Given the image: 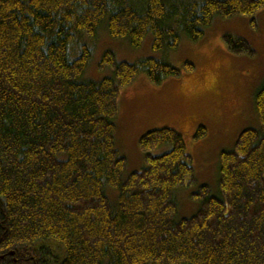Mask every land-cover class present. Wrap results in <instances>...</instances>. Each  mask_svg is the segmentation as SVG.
Segmentation results:
<instances>
[{
    "label": "trees",
    "instance_id": "16d2710c",
    "mask_svg": "<svg viewBox=\"0 0 264 264\" xmlns=\"http://www.w3.org/2000/svg\"><path fill=\"white\" fill-rule=\"evenodd\" d=\"M262 10L264 0H0V264H264V86L260 128L221 154L219 193L201 185L197 212L181 219L176 193L197 183L183 135L142 136L145 167L127 177L116 145L122 90L181 69L107 51L98 67L111 75L87 77L102 31L137 49L152 36L167 56L217 18ZM224 40L255 55L244 38Z\"/></svg>",
    "mask_w": 264,
    "mask_h": 264
},
{
    "label": "rangeland",
    "instance_id": "374dc122",
    "mask_svg": "<svg viewBox=\"0 0 264 264\" xmlns=\"http://www.w3.org/2000/svg\"><path fill=\"white\" fill-rule=\"evenodd\" d=\"M101 33L93 45L94 56L87 71L89 79L101 80L111 75L109 69L98 67L107 51H112L119 61L132 64L150 57L167 58L182 71L160 85L152 84L142 74L122 90L116 145L127 159V177L145 167L139 146L142 136L163 128L182 134L197 183L179 189L176 198L180 205L179 218H189L199 208L193 194L201 185L210 186L214 194L219 193L221 154L234 147L242 132L260 128L255 95L264 86V10L254 18H217L201 39L184 38L180 47L167 56L153 51L152 36L137 49L127 39L112 38L105 31ZM226 35L249 41L255 55L231 53L224 40ZM186 63L194 68L187 71ZM200 127L205 128L203 134L196 136ZM169 150L163 147L154 153L160 155Z\"/></svg>",
    "mask_w": 264,
    "mask_h": 264
}]
</instances>
